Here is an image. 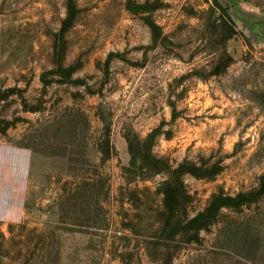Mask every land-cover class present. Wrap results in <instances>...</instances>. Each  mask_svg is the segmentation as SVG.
Masks as SVG:
<instances>
[{
    "label": "rangeland",
    "instance_id": "obj_1",
    "mask_svg": "<svg viewBox=\"0 0 264 264\" xmlns=\"http://www.w3.org/2000/svg\"><path fill=\"white\" fill-rule=\"evenodd\" d=\"M127 1L0 0V264H264V0ZM159 126L165 240L166 175L122 172Z\"/></svg>",
    "mask_w": 264,
    "mask_h": 264
},
{
    "label": "trees",
    "instance_id": "obj_2",
    "mask_svg": "<svg viewBox=\"0 0 264 264\" xmlns=\"http://www.w3.org/2000/svg\"><path fill=\"white\" fill-rule=\"evenodd\" d=\"M219 10L224 11L221 7L216 5ZM151 6L150 1L146 0L144 3H137L135 0H128L126 3V9L132 14H141L149 10ZM73 13H69L65 22L72 21ZM143 20H148V16L142 17ZM234 32L233 26L228 25L226 33L227 37L232 36ZM197 76L204 78L197 73V71H192L186 75H183L181 79L186 77ZM171 107L173 104L171 103ZM173 119L176 118V114H173ZM162 126H159L151 131L145 138H136L134 140L128 141V153L130 155V161L128 166L122 167L123 175L125 176L126 181L129 179L147 181L151 180L153 177L159 174H165L166 179L160 183L156 188L155 192L158 195L162 196V206L159 210L158 219L161 222V236L160 239H171L173 238L178 231L181 229L180 224L178 227H174L173 220L175 214L180 210L183 205L188 202L189 195L187 194L182 181V175L185 173H194L192 169L186 167L185 164H180L178 167L172 169L170 164L163 158L156 157L152 153V147L159 136H165L166 138L170 137V131H163ZM100 153L104 155V158L110 157L111 147L106 141V145L101 147ZM263 183H261L260 188L258 189V194H264V177ZM91 179H84V183L90 181ZM105 181V179H104ZM239 204V203H238ZM219 206H232L230 201H221Z\"/></svg>",
    "mask_w": 264,
    "mask_h": 264
}]
</instances>
